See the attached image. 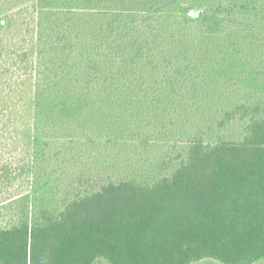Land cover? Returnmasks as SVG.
Here are the masks:
<instances>
[{"label":"trees","instance_id":"1","mask_svg":"<svg viewBox=\"0 0 264 264\" xmlns=\"http://www.w3.org/2000/svg\"><path fill=\"white\" fill-rule=\"evenodd\" d=\"M8 11L0 264L264 260V0Z\"/></svg>","mask_w":264,"mask_h":264},{"label":"rangeland","instance_id":"2","mask_svg":"<svg viewBox=\"0 0 264 264\" xmlns=\"http://www.w3.org/2000/svg\"><path fill=\"white\" fill-rule=\"evenodd\" d=\"M9 1H12V0H9ZM11 14L12 13L9 12V11L8 12H3L2 14H0V18H4V17L9 16ZM28 19H29V17H28ZM0 37H2V36H0ZM4 218H5L4 215H0V224L4 223V221H5ZM194 264H220V263L217 262V261L209 259V260H203V261H200V262H197V263H194ZM257 264H264V260L259 262V263H257Z\"/></svg>","mask_w":264,"mask_h":264}]
</instances>
